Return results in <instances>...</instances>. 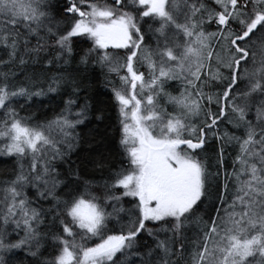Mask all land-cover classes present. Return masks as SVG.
<instances>
[{
	"label": "snow or ice",
	"instance_id": "snow-or-ice-1",
	"mask_svg": "<svg viewBox=\"0 0 264 264\" xmlns=\"http://www.w3.org/2000/svg\"><path fill=\"white\" fill-rule=\"evenodd\" d=\"M0 264H264V0H0Z\"/></svg>",
	"mask_w": 264,
	"mask_h": 264
}]
</instances>
